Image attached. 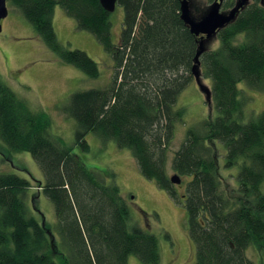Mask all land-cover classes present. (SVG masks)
<instances>
[{
    "label": "trees",
    "instance_id": "trees-1",
    "mask_svg": "<svg viewBox=\"0 0 264 264\" xmlns=\"http://www.w3.org/2000/svg\"><path fill=\"white\" fill-rule=\"evenodd\" d=\"M6 1L60 61L88 78L99 76L97 64L57 41L55 6L111 54L114 69L107 86L72 93L62 109L75 121L74 143L88 152L85 136L92 134L128 149L144 178L182 202L195 246L192 264H264V110L241 123L237 88L242 82L264 90V3L249 0L216 33L217 48L198 58L217 116L203 122V133L187 130L174 152L173 173L181 182L188 177L185 195L178 197L165 163L183 115L176 101L194 78L200 42L180 17L182 0H117L123 11L117 46L111 42L110 14L99 0ZM236 2L221 0V11ZM50 125L44 112L31 110L0 81V140L11 152L29 153L41 170V193L53 205L58 237L30 214L28 181L0 174V264H127L129 256L158 264L156 237L130 225L119 188L87 169L61 138L50 135ZM215 141L225 147V168L239 166L237 187H222ZM249 250L260 258L251 259Z\"/></svg>",
    "mask_w": 264,
    "mask_h": 264
},
{
    "label": "rangeland",
    "instance_id": "rangeland-1",
    "mask_svg": "<svg viewBox=\"0 0 264 264\" xmlns=\"http://www.w3.org/2000/svg\"><path fill=\"white\" fill-rule=\"evenodd\" d=\"M6 6L8 14L1 21L0 31V81L11 88L31 110L44 112L49 117L50 135L61 138L87 169L100 173L106 185L114 184L119 188L129 209L130 225L138 226L156 237L160 255L158 264H192L195 246L188 234L182 202L177 203L153 181L144 178L128 149L119 148L113 141L104 143L92 134L85 136L88 152L82 151L74 143L75 121L62 109L72 93L107 86L114 69L111 54L103 49L91 33L78 29L75 20L62 8L55 6L53 28L57 41L65 48L85 52L97 64L99 76L88 78L75 67L60 61L23 15L7 1ZM209 7L206 0H189L190 16L196 21L207 14ZM229 9L222 11V14H227ZM109 19L111 42L117 46L123 19L122 8L116 6ZM217 46L215 37L205 42L206 49H215ZM210 87V81L199 72L197 78L192 77V81L177 98L175 109H182L183 115L175 124L172 144L167 153L165 169L168 176L174 174L172 158L183 143L187 130L195 129L203 133V122L214 120L217 116L210 97ZM237 88L238 98L243 103L241 123H247L264 110V90L250 89L242 82ZM212 145L218 156V175L222 187H237L239 166L225 168V147L217 141ZM0 174H14L28 181L30 187L26 191L25 203L30 214L58 239L53 205L41 193L44 176L31 155L11 152L0 140ZM187 181L188 177L182 179L180 185H174L178 197L185 195ZM248 256L254 260L260 258L254 250H249ZM127 264L143 263L129 256Z\"/></svg>",
    "mask_w": 264,
    "mask_h": 264
},
{
    "label": "water",
    "instance_id": "water-1",
    "mask_svg": "<svg viewBox=\"0 0 264 264\" xmlns=\"http://www.w3.org/2000/svg\"><path fill=\"white\" fill-rule=\"evenodd\" d=\"M264 0H261V3ZM117 0H99L101 7L109 14L113 13L116 8ZM249 0H237L236 4L228 11L227 14H222L221 11V0L215 1L210 4L207 14L196 21L191 18L189 11V0L181 1V19L185 25L189 28V31L194 36L200 37V42L198 45V52L194 58L195 66L193 67L194 77L197 78L199 75L198 65L199 56L206 49L205 42L210 40L212 37H215L216 33L225 27L227 24L233 21L236 14L243 8ZM8 9L6 6V0H0V31L1 21L7 16ZM197 82V79H196ZM171 184L180 185L181 179L178 175L173 174L169 177Z\"/></svg>",
    "mask_w": 264,
    "mask_h": 264
}]
</instances>
